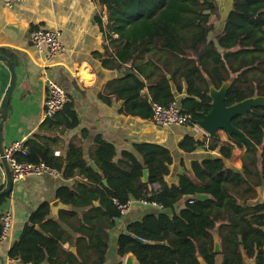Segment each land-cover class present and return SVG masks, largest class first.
Listing matches in <instances>:
<instances>
[{
  "label": "trees",
  "instance_id": "obj_1",
  "mask_svg": "<svg viewBox=\"0 0 264 264\" xmlns=\"http://www.w3.org/2000/svg\"><path fill=\"white\" fill-rule=\"evenodd\" d=\"M96 2L106 9V24L99 22L104 45L95 57L104 69L121 74L108 82L102 100L121 101L122 114L151 120L152 105L176 103L180 113L189 117L187 126L193 127L201 114L210 111V88L219 90L229 84L226 107L264 98V0H232L220 29L215 27L220 17L213 0ZM0 53L12 57L7 51ZM231 123L258 151L236 135L223 133L224 140L186 135L178 145L182 152L204 148L218 157L192 162L191 174L185 171L176 184L169 185L165 178L172 156L158 144H135L140 161L128 152L115 161L114 147L98 135L87 160L73 143L63 155L54 156L59 141L55 133L78 125L73 107L67 104L44 119L23 144L26 155L15 158L42 163L65 180L81 182L56 190V200L66 207L57 211V219L51 218L47 202L31 213L9 258L23 264H104L109 232L121 217L117 204L134 200L154 203L160 212L130 223L119 234V259L132 254L138 264H199L198 258L214 264L218 256L213 254L215 231L221 264H264V200L255 201L257 190L264 189V106L252 107ZM235 150L241 152L239 171L225 166ZM144 169L147 183L141 181ZM198 194L210 199L197 201ZM176 204L180 207L175 212ZM72 247L75 254L69 250Z\"/></svg>",
  "mask_w": 264,
  "mask_h": 264
},
{
  "label": "crops",
  "instance_id": "obj_2",
  "mask_svg": "<svg viewBox=\"0 0 264 264\" xmlns=\"http://www.w3.org/2000/svg\"><path fill=\"white\" fill-rule=\"evenodd\" d=\"M99 22L106 24V9L96 0H23L12 9H6L0 3V50L7 51L12 57L3 53L0 55L12 63L16 73L15 88L11 93L7 118L3 124L4 149L16 142L24 144L37 132L45 119V80L50 79L69 95L70 104L78 119L76 128L62 134L55 133L59 141L54 156L63 155L68 145L73 143L81 147L87 160L94 138L98 135L114 147L115 161L124 152L133 154L140 161L134 151L135 144H158L167 148L172 156L169 175L165 178L169 185L177 183L179 174L185 171L191 174L192 162L201 161L208 156L218 157L217 153L206 152L204 148H198L192 153H184L178 148L186 135L195 134L198 138L204 135L196 131L194 126L159 127L151 120L122 114V102L113 97H110L108 103L102 100L108 82L119 78L121 74L104 69L100 60L95 57V53L103 52L104 45ZM217 27H222H219V21ZM36 29L59 33L62 45L60 54L47 59L45 52L35 50L30 41V33ZM9 78L7 69L0 64V103ZM240 154V151L235 150L234 158L225 161V166L239 171ZM5 182L0 162V191L4 189ZM75 182L78 184L81 179L65 180L58 174L31 175L13 181L11 193L0 202V216L3 212H9L12 217L8 239L0 238V264H23L10 259L8 254L28 217L40 204L47 202L50 205L54 202L56 190L60 186H72ZM263 200L264 189L259 188L255 201ZM131 201L130 208L115 221L114 228L109 232L104 264H124V258L119 259L116 255L119 234L124 233L130 223L139 221L148 214L156 215L160 212L158 207ZM97 204L94 203L95 206ZM50 216L57 219L51 213ZM214 264H221V255ZM246 264L254 263L247 261Z\"/></svg>",
  "mask_w": 264,
  "mask_h": 264
},
{
  "label": "water",
  "instance_id": "obj_3",
  "mask_svg": "<svg viewBox=\"0 0 264 264\" xmlns=\"http://www.w3.org/2000/svg\"><path fill=\"white\" fill-rule=\"evenodd\" d=\"M217 4L218 13H219V27L222 26L231 11L232 7V0H213ZM0 64H2L9 73V84L6 88L4 96L0 103V162L4 170L5 174V187L0 191V199L8 196L11 193L13 181L11 177V172L8 166V163L4 157L5 149L2 145V131H3V124L7 118V111H8V104L10 100L11 93L15 88L16 82V73L14 70V66L12 63L4 56L0 55ZM229 87L228 83L222 85L219 90H215L210 88L209 97L211 99L210 103V111L208 114H201L200 120L194 122V126L198 128L203 134L217 138L218 132H223L228 136L236 135L238 136L243 143L248 145L254 151H258L257 147L252 144V142L239 130H237L231 123L232 119L236 116L244 117L248 111L252 107L256 106H264V98L255 97L246 99L240 103L234 104L232 106L226 107L224 105L225 94L227 88ZM89 168H91L95 173H98L96 166L93 163L88 164ZM142 183H147L148 181V171L146 169L142 172ZM102 185L107 187V183L105 180H102ZM197 201H204L209 200L210 197L204 194L196 195ZM243 204V203H241ZM96 205V203H95ZM180 204L174 205V211L176 212L179 208ZM66 207L62 205L60 202L55 200L50 204L51 214L56 217V213L59 209H65ZM213 238V254L219 255L221 254V247L218 240V236L214 231L212 233ZM137 242H142V240L136 238ZM70 251L75 254V249L71 248ZM199 264H205L201 258H198ZM124 264H138L136 259L132 254H127L124 257Z\"/></svg>",
  "mask_w": 264,
  "mask_h": 264
},
{
  "label": "built area",
  "instance_id": "obj_4",
  "mask_svg": "<svg viewBox=\"0 0 264 264\" xmlns=\"http://www.w3.org/2000/svg\"><path fill=\"white\" fill-rule=\"evenodd\" d=\"M23 0H0V3L6 9H12L15 4L22 2ZM30 41L38 52H45L47 59L60 54L62 51V45L60 42V36L57 31L36 29L30 33ZM46 95L44 98V117H52L57 112L62 110L67 104L70 103V97L66 91L51 81L45 80ZM152 119L151 121L159 127H185L189 121L187 115L180 113V110L176 103H171L166 107L159 105H152ZM195 130L200 133V130L195 127ZM17 154L21 156L26 155V151L23 144L20 142L13 143L4 152V157L8 163L12 181H19L27 176H40L43 174H56L53 171L46 168L42 163L38 165L18 162L15 158ZM141 205H152L158 207L156 204H149L146 201H137ZM132 205V201H127L125 204H117V209L122 216ZM12 226V217L9 212H3L0 216V238L3 240L8 239Z\"/></svg>",
  "mask_w": 264,
  "mask_h": 264
},
{
  "label": "rangeland",
  "instance_id": "obj_5",
  "mask_svg": "<svg viewBox=\"0 0 264 264\" xmlns=\"http://www.w3.org/2000/svg\"><path fill=\"white\" fill-rule=\"evenodd\" d=\"M220 20V19H219ZM217 25H218V23H216L215 24V27H217ZM214 38V33H211V35L209 36V39L211 40V39H213ZM186 127V126H185ZM194 128H195V126H194ZM201 132V131H200ZM202 133V132H201ZM203 134V133H202ZM218 136L222 139V140H224V139H226V137H225V135L223 134V132H218ZM219 256H220V254L216 257V259L218 260V258H219Z\"/></svg>",
  "mask_w": 264,
  "mask_h": 264
}]
</instances>
